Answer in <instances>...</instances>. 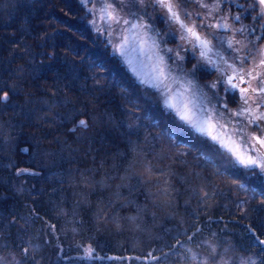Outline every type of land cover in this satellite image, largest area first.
Masks as SVG:
<instances>
[{
  "label": "trees",
  "instance_id": "1",
  "mask_svg": "<svg viewBox=\"0 0 264 264\" xmlns=\"http://www.w3.org/2000/svg\"><path fill=\"white\" fill-rule=\"evenodd\" d=\"M83 12L0 0V264H264V176L166 111ZM254 15L236 23L259 45Z\"/></svg>",
  "mask_w": 264,
  "mask_h": 264
},
{
  "label": "snow or ice",
  "instance_id": "2",
  "mask_svg": "<svg viewBox=\"0 0 264 264\" xmlns=\"http://www.w3.org/2000/svg\"><path fill=\"white\" fill-rule=\"evenodd\" d=\"M79 2L87 14L95 17L89 21L94 30L101 35L107 33V42L112 46L113 54L119 55L123 59L129 71L141 85L155 90L166 111L172 113L183 126L190 129L194 134L204 137L210 140L213 145L218 146V153L222 157H226L229 163L246 169H259V172L264 174V123H262L264 122V111H260L261 108H264V75L259 71L261 67H264V47L253 45L256 47V52L249 50L241 55L243 49L234 46L239 45L241 41L236 40L235 37L229 39L223 35H217L216 40L219 45H226L235 53L231 57L232 63H228L224 55L217 51V44H214L206 35H201V32L198 31V28L206 27L243 34L245 26L232 28L228 23V15H221L215 24L203 22L204 17L201 16L202 23L197 26L195 22H186L192 14L186 9L182 10L179 0H147L154 10H158L161 22L168 25L167 35L186 42L193 50L194 56L198 53V62L192 65L188 75L194 76L198 67L203 73L206 66H211L220 75L217 80L209 82L207 87L210 90L216 89L218 83H223L225 93L231 92L238 97L237 108L232 109L228 107L223 98H219L218 93H215L214 95L223 105L222 109H218L215 104H212V98L209 97L208 93L194 86L192 79L174 74L177 67L182 68V64L179 62L185 60V56L181 55V51L187 50L183 44L178 45L175 49L167 47L161 49L157 38L164 34L155 28L154 23L145 22L142 16L134 12L129 11L127 17L121 15L124 0H79ZM97 2L100 4L98 8L95 7ZM133 3L143 6L145 0H133ZM196 3L201 8L207 9L209 16H212L213 12L218 13L222 4H231L240 9L239 12L231 15V19L235 22H241V12L248 14L255 12L256 15L252 16L254 22L257 19L264 20V0H252L247 8L239 0H213L210 4L204 3L203 0H196ZM89 5L93 6L90 7ZM197 15L200 16V13ZM150 19L155 21L156 17H150ZM101 24L103 27L100 26ZM249 31L255 33L256 29L251 28ZM113 34L118 36L116 43L112 41ZM259 38L257 37V39ZM136 49L151 53L155 57L154 60L150 57L152 62L149 72H144L140 62L129 56V51ZM160 52L171 54V56L166 59L165 55H160ZM214 56L226 65V69H221L220 65L216 64L213 59ZM258 57V62L245 73L243 67L245 61L252 63ZM169 59L172 60V63H168ZM225 71L230 74L225 76ZM245 76L248 77V80H245ZM252 80H258V86L253 87L251 85ZM242 83H247L248 87H241ZM254 97L255 99H253ZM8 98L7 92L0 95V101H7ZM209 104L212 106L209 107ZM225 111L227 116H225ZM78 126L88 127L87 121L79 120ZM248 126H255L261 134L250 135L247 132ZM234 137H238L242 142V149L241 144L237 143ZM147 170L151 171L150 168ZM25 171L28 170L20 169L18 174ZM81 180L85 184L87 183V178L83 174H81ZM240 187H244V185H240ZM255 238L264 250V240H260L259 237ZM77 247L83 249V258H102L96 255V249L91 244L77 245ZM241 264H256V262L249 258L242 261Z\"/></svg>",
  "mask_w": 264,
  "mask_h": 264
},
{
  "label": "rangeland",
  "instance_id": "3",
  "mask_svg": "<svg viewBox=\"0 0 264 264\" xmlns=\"http://www.w3.org/2000/svg\"><path fill=\"white\" fill-rule=\"evenodd\" d=\"M77 1L79 2V0H77ZM203 2L210 4L213 2V0H203ZM179 3L182 7V10L186 9L187 12L192 14L191 18L189 20H187L186 22H188V23L195 22V24L197 26H199L202 23L201 16L204 17L203 22L215 24L217 22V20H219V17L221 15H225L222 11L223 7H220V11L218 13L213 12L212 16H209L208 10L205 8H201L199 6V4L196 3V0H179ZM89 6L92 7L93 5H89ZM221 6H224V4H222ZM95 7H97V8L100 7L99 2L96 3ZM117 7H119V5H117ZM129 11L134 12V13L142 16L144 21L147 23H154L155 28L159 32L164 34L161 37L157 38L161 49L166 48V47L175 49V48H177L178 45H181V44H183L184 48L187 49L186 51H181V55L185 56V60L183 62H179L182 64V68L177 67L176 71L174 73L175 75H177L179 77H184L186 79H192L194 86L196 88L202 89L203 92L208 93L209 97L212 98V104H215V106L218 109H222L223 105L220 102V100L218 99V97L216 95H214L215 93H218L219 98H223V100H225L227 102L229 108H232V109L237 108V102L236 101H238V97L232 96L231 98H228V96H227L228 93H225L223 91V88L225 87V85L223 83H218L216 89L210 90L207 87L209 82L217 80V78L219 76L217 72H211L212 71L211 66H206L203 73H201V70L198 67L194 76L188 75L191 72L192 65L197 64V62H198L199 57H198L197 53L194 56L193 50L191 49V47L186 42H182L178 38H172L171 36L167 35L168 30H169L168 25L161 22V20L159 19L158 10H154L151 7V5L148 4L147 0H145V4L143 6L139 5L138 3H133V0H124V7H123V10L121 12V15L127 17ZM197 13H200V16H198ZM232 14L233 13H231V15ZM227 15L229 16V14H227ZM150 17H156L155 21L151 20ZM81 18L84 20L85 24L87 26H89L94 38L96 36H98V37L100 36L101 38L104 37L105 40L107 41V33H105L103 35L97 33L94 30V27L89 23V21L94 19L95 17H93L91 14H87L85 11V8H84V12H83L82 17L80 15V19ZM228 23L232 26V28L239 27V25L234 20H232L230 16H229ZM242 25H244V23ZM263 25H264V20H260L259 27L263 26ZM100 26L103 27L102 24ZM198 31L201 32V35H206L207 38L209 40H211L214 44H217V51H219L220 53H222L224 55L225 59L228 60V63H232L231 57L234 56L235 53H233L232 50L228 49L226 45L220 46L218 41L216 40L217 35H223L225 37H228L229 39L235 37L236 40L241 41V43L239 45H234L235 47H240L243 49V51L240 53L241 55H244L249 50H251L252 52H256V47H253V45L264 47V40L259 45H257L255 42L253 44H251V42H248L243 36L240 35L241 33H239V32H233V31L225 32L223 30H218L215 28L210 29V28H206V27L205 28H198ZM244 36H245V34H244ZM117 40H118V36L113 34V36H112L113 43H116ZM245 45H247V47H245ZM111 48H112V46H111ZM111 54L113 56H117L120 59V61L123 62V59L119 55L113 54V51L110 52V55ZM160 55H165L166 59H167V57L171 56V54H166L164 52H160ZM129 56L131 58H134L138 62H140V66L142 67V70L144 72H149L151 70V62L152 61L150 60V57H152V60L155 59V57L152 56L151 53H145V52L140 51L139 49H136L134 51H129ZM258 59H259V57L257 58V60L253 61L252 63L245 61L244 65H243L244 71H248L249 68L253 67L254 64L258 62ZM168 63H172V60L169 59ZM124 65L127 67V65L125 63H124ZM237 66L239 67V65H237ZM127 69H128V67H127ZM259 71L261 72L262 75H264V67H261L259 69ZM130 74L132 76H134L131 72H130ZM245 80H248V78H246ZM258 84H259L258 80H252L251 81V85L253 87L258 86ZM175 87L176 86L174 85V88ZM241 87H248V84L244 83L243 86H241ZM253 99H255V97ZM212 104H209V107H211ZM253 107H255V105H253ZM260 111H264V108H261ZM225 116H227L226 111H225ZM262 123H264V122H262ZM247 132L250 135L251 134H255V135L261 134L260 130L258 128H256L255 126H248ZM234 139L237 140V143L241 144V149H242L243 144L239 140V138L234 137ZM262 175L264 176V174H262Z\"/></svg>",
  "mask_w": 264,
  "mask_h": 264
},
{
  "label": "flooded vegetation",
  "instance_id": "4",
  "mask_svg": "<svg viewBox=\"0 0 264 264\" xmlns=\"http://www.w3.org/2000/svg\"><path fill=\"white\" fill-rule=\"evenodd\" d=\"M197 55H198V53H197ZM213 59L215 60L216 64L220 65L221 69H226V65H224V64L222 63V61H221L218 57H213ZM211 72H217L218 75H220V73H219L218 71H216L214 68H212V71H211ZM246 72H247V71H245V73H246ZM228 74H230V73L227 72V71H225V76L228 75ZM246 78H248V77L245 76V79H246ZM243 84H244V83H242L240 86H243ZM227 96H228V98H231L232 96H234V94L231 93V92H229ZM228 98H227V99H228Z\"/></svg>",
  "mask_w": 264,
  "mask_h": 264
}]
</instances>
